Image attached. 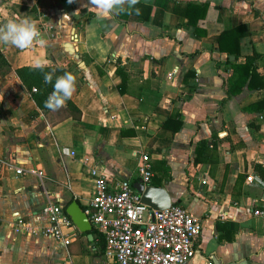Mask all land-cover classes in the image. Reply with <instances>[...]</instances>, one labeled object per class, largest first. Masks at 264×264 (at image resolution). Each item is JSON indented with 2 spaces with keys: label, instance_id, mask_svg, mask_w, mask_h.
Wrapping results in <instances>:
<instances>
[{
  "label": "crops",
  "instance_id": "obj_1",
  "mask_svg": "<svg viewBox=\"0 0 264 264\" xmlns=\"http://www.w3.org/2000/svg\"><path fill=\"white\" fill-rule=\"evenodd\" d=\"M141 3L152 8L149 18L142 7L138 15L102 14L90 0H0V25L30 18L43 40L23 50L0 43L12 67L0 75V264L102 262L105 239L93 226L82 232L74 224L78 237L64 246L16 233L14 224L24 218L45 225L49 199L65 209L77 200L85 210L95 165L134 184L143 153L172 200L203 220L186 264H264V224L252 213L264 206L255 171L264 165V109L253 107L264 101V88L245 85L228 95L236 57L219 50L221 32L242 25L237 62L254 51L264 55V0ZM118 59L128 76L123 91ZM37 61L74 74L70 100L80 119L69 116L66 102L56 111L40 107L26 89L16 70ZM176 110L184 126L174 133L163 123ZM203 139L213 144L196 163Z\"/></svg>",
  "mask_w": 264,
  "mask_h": 264
},
{
  "label": "built area",
  "instance_id": "obj_2",
  "mask_svg": "<svg viewBox=\"0 0 264 264\" xmlns=\"http://www.w3.org/2000/svg\"><path fill=\"white\" fill-rule=\"evenodd\" d=\"M73 40L78 38L74 36ZM25 171L16 168L18 174ZM29 172L35 173L31 169ZM90 174L95 186L85 213L105 239L104 259L98 264H186L195 256L203 227L201 217L175 202L164 210L145 204L142 193L130 180L114 181L98 165L90 169ZM137 175L145 186L152 185L155 169L149 153L140 157ZM248 179L253 182L252 176ZM43 212L47 217L45 225L20 218L14 231L28 237L52 238L64 246L78 237L63 205L49 199ZM252 213L264 224V206H254Z\"/></svg>",
  "mask_w": 264,
  "mask_h": 264
},
{
  "label": "trees",
  "instance_id": "obj_3",
  "mask_svg": "<svg viewBox=\"0 0 264 264\" xmlns=\"http://www.w3.org/2000/svg\"><path fill=\"white\" fill-rule=\"evenodd\" d=\"M208 4H189L190 8L201 7L205 12ZM145 9L146 18H149V14L151 12V7L144 6L139 0V3L135 5V8L139 10ZM128 8V7H127ZM135 12V9L132 10ZM142 16H144L142 14ZM193 22L191 19H189ZM244 36V27L242 25L235 26L231 29H225L221 32L219 36V50L228 55H234L236 57L235 61H232V74L234 79L232 81V86L228 91V95L236 94L243 89L245 85H248L250 89H262L264 88V76L260 75L258 68L260 63H264V55L254 51L252 55H248L246 57V61L244 63H238L237 60L241 54L240 43L241 39ZM54 77L53 83L55 81V77L64 74L65 72H70V70L66 69L63 66H44L43 70L37 68L36 66H23L16 70L18 76L22 80L24 86L28 91H30L38 105L42 108H46L44 106L45 100L48 98L49 94L53 91L52 84L44 83V72H53ZM12 71V67L10 66L8 60L4 56L2 52V47L0 45V75H7ZM117 73L122 77V84L119 86V89L123 91V86L127 82V73L124 71L121 63L118 59V67ZM36 88V91L33 89ZM253 107L257 110L261 111L264 109V101H258L253 103ZM66 110L69 112V116H72L76 119L81 118V111L75 106V104L68 99L66 101ZM163 126L165 128L171 129L174 133L179 132L184 126V120L182 112L176 110L164 123ZM213 143H209V140L203 139L201 140L196 148V157L195 162H201V157L203 155L209 154V148ZM255 171L260 176L261 180L264 181V165L261 163H257L255 165ZM138 178L134 181H137ZM152 185L161 186L162 181L157 176L153 178ZM178 203V202H176ZM65 208V207H64ZM66 210V209H65ZM95 230V229H94Z\"/></svg>",
  "mask_w": 264,
  "mask_h": 264
},
{
  "label": "clouds",
  "instance_id": "obj_4",
  "mask_svg": "<svg viewBox=\"0 0 264 264\" xmlns=\"http://www.w3.org/2000/svg\"><path fill=\"white\" fill-rule=\"evenodd\" d=\"M68 2L72 3L73 0H68ZM90 3L102 14L113 11L131 12L133 9H135L137 15L140 12L138 8H135L139 0H90ZM125 4L128 6L127 9L124 8ZM34 42L43 44V40L40 39V31L36 23L30 18L19 21L9 20L7 23L0 25V43L11 44L23 50L32 46ZM35 66L43 70L45 65L42 61H37ZM53 77L54 70L53 72H44V83L53 85V91L45 100L44 106L49 110L56 111L64 107L65 102L72 97L75 91L76 77L71 72H65L56 76L54 83ZM260 183H264V181H260Z\"/></svg>",
  "mask_w": 264,
  "mask_h": 264
},
{
  "label": "water",
  "instance_id": "obj_5",
  "mask_svg": "<svg viewBox=\"0 0 264 264\" xmlns=\"http://www.w3.org/2000/svg\"><path fill=\"white\" fill-rule=\"evenodd\" d=\"M234 58V56H230V59ZM134 187L142 193V201L155 209L164 210L169 208L174 202L171 193L165 187L154 185L145 186L141 181H135ZM66 212L80 231L89 232L92 230V223L77 200L71 202L66 207Z\"/></svg>",
  "mask_w": 264,
  "mask_h": 264
}]
</instances>
